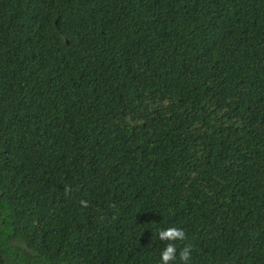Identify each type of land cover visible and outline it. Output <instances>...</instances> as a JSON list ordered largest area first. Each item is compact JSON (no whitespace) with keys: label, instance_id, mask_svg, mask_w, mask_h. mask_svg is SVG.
I'll return each mask as SVG.
<instances>
[{"label":"trees","instance_id":"trees-1","mask_svg":"<svg viewBox=\"0 0 264 264\" xmlns=\"http://www.w3.org/2000/svg\"><path fill=\"white\" fill-rule=\"evenodd\" d=\"M157 226L264 264V0H0V264H158Z\"/></svg>","mask_w":264,"mask_h":264},{"label":"clouds","instance_id":"clouds-1","mask_svg":"<svg viewBox=\"0 0 264 264\" xmlns=\"http://www.w3.org/2000/svg\"><path fill=\"white\" fill-rule=\"evenodd\" d=\"M166 242L164 247L159 250L158 264H190L191 246L185 244L177 251V243L185 240V232L175 226L166 228L156 227V238ZM178 258V259H177Z\"/></svg>","mask_w":264,"mask_h":264},{"label":"water","instance_id":"water-1","mask_svg":"<svg viewBox=\"0 0 264 264\" xmlns=\"http://www.w3.org/2000/svg\"><path fill=\"white\" fill-rule=\"evenodd\" d=\"M67 43V42H66Z\"/></svg>","mask_w":264,"mask_h":264}]
</instances>
